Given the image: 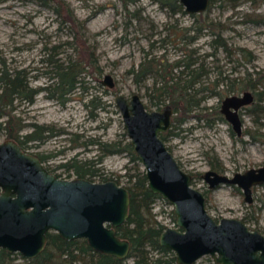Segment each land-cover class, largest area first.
Wrapping results in <instances>:
<instances>
[{"label": "rangeland", "instance_id": "374dc122", "mask_svg": "<svg viewBox=\"0 0 264 264\" xmlns=\"http://www.w3.org/2000/svg\"><path fill=\"white\" fill-rule=\"evenodd\" d=\"M171 5L157 0H63V4L56 0H0V66L25 69L29 85L38 89L33 100L22 96L14 101V114L29 123L22 133L33 131L31 123L44 129V136L29 141L27 149L45 155L46 166L62 177L76 176L74 169L61 163L77 156L94 161L96 179L121 174V184H127L124 173L136 171L129 155L113 153L98 162L100 150L89 142L129 139L115 100L119 92L127 96L139 92L149 109L170 103L167 96L161 104L152 100L154 86L161 84L159 75L147 74L136 81L128 71L137 68L147 52L169 62L190 52L196 65L205 67L201 82L195 85L196 94L205 98L194 112L203 117L191 114L181 123L173 120L165 131L166 142L181 166L192 173L193 186L205 193L208 211L217 220L242 218L264 233V182L253 187V201L248 202L242 187L222 183L210 188L202 176L213 165L230 176L264 165V100L258 99L264 80L255 88L227 89L232 81L238 87L250 78L264 79V0H213L207 10L196 13L173 12ZM66 8L71 14L63 12ZM205 19L222 28L228 50L215 46L218 35L212 29H199ZM70 56L83 57L82 85L86 88L80 84L62 103L46 87L53 83L56 63ZM174 71L181 74V67ZM108 73L115 81L113 87L102 81ZM245 90L255 98L240 110L243 128L238 134L221 107L227 95ZM5 119L0 117V122ZM51 127L53 130L46 129ZM6 138L0 127V143ZM152 211L166 226H176L174 206L166 198H158ZM12 256L10 264H32L18 251ZM213 262L210 255H204L194 264Z\"/></svg>", "mask_w": 264, "mask_h": 264}, {"label": "water", "instance_id": "95a60500", "mask_svg": "<svg viewBox=\"0 0 264 264\" xmlns=\"http://www.w3.org/2000/svg\"><path fill=\"white\" fill-rule=\"evenodd\" d=\"M179 1L192 13L210 5V0ZM102 81L115 85L109 73ZM115 100L149 187L174 206L176 226L161 232L160 243L175 252L177 263L194 264L210 255L220 264H264V233L242 218L217 220L208 211L205 193L193 186L192 173L181 166L162 137L173 122V106L149 109L139 92L131 96L119 92ZM253 100L250 90L223 99L221 111L238 134L243 128L240 108ZM202 176L210 188L222 183L242 187L245 199L252 202L253 187L264 182V165L232 176L210 168ZM130 201L129 189L114 179L58 177L16 139L7 137L0 143V247L10 252L33 258L54 230L65 239L84 237L96 251L126 258L131 242L117 227L128 219Z\"/></svg>", "mask_w": 264, "mask_h": 264}, {"label": "trees", "instance_id": "16d2710c", "mask_svg": "<svg viewBox=\"0 0 264 264\" xmlns=\"http://www.w3.org/2000/svg\"><path fill=\"white\" fill-rule=\"evenodd\" d=\"M56 1L59 4H63V0ZM157 1L162 3V5L166 3L172 4L173 12L186 11L179 0ZM211 2L213 0H210V4ZM63 12L71 14L69 8H66ZM202 28L212 29V32L218 35L216 47L220 46L227 50L230 48L222 37V28L220 26L214 27L211 21L205 19L199 27V29ZM76 36L79 40L78 35ZM196 64L197 60L191 58L190 52L187 53L185 58L174 62H169L166 57L162 56L157 58L148 56L147 52L139 66L137 68L133 67L128 71L134 74L136 81H140L147 74L159 75L162 78L161 84L154 86L152 100L157 104H161L164 96L170 98V104L175 111L173 120L181 123L191 114L197 115L199 118L203 117L200 112H194V110L200 107L201 102L205 98L204 95L198 96L196 94L199 89L195 87L196 84L201 82L205 67L203 63ZM85 66L83 57L79 56H70L61 62L58 61L56 63V73L52 80L53 83L46 87L51 89L50 96L56 97L62 103H65L79 85L83 84ZM178 67H181V71H179L181 74L179 75L174 71ZM259 79L253 80L250 78L238 85V87L232 81L228 84L227 89L235 91L238 88H255L258 82L264 80L263 77H259ZM84 87L86 88V86ZM37 90V88L29 85L25 69L8 68L5 64L0 66V117L6 116V119L0 122V127L5 129L7 137L16 139L25 149L29 141L40 139L44 136L41 133L44 129L37 123H31V125H35L33 131L22 133V130L29 123L14 114V101L22 96H25L28 100H33ZM258 99L264 100V90L258 91ZM94 100L95 98L93 97L91 102H94ZM253 111L257 110L254 109ZM91 112L94 113L93 110ZM217 113L220 118L225 119L223 114L219 111ZM207 121H210L209 116H207ZM46 129L50 131L53 130V127ZM162 137L166 140V132L162 133ZM89 143L95 144L100 150V154L97 157L98 162L103 161L105 156L118 152L127 153L130 161L134 162L136 171L134 173L126 171L124 173V175L128 176V183L125 186L129 189L131 196L129 217L124 224L117 227V232L131 242V250L128 256L120 258L99 252L91 247L86 238L65 239L59 232L50 230L43 251L33 258H28L29 261L32 264H63L66 261L73 264H177L175 252L160 243V234L166 225L159 221L152 211L156 200L163 197L149 187L145 169H142L141 160L130 140L127 139L123 142L121 139L111 141L91 139ZM61 165L65 166L66 169H74L77 177L97 180L95 178L97 168L93 166L94 161L92 159L83 160L73 156L70 160L61 163ZM213 168L221 170L215 165H213ZM121 176V174H118L117 177L108 175L100 178V180L114 179L121 184ZM12 254L13 252L0 247V264H10L13 259ZM213 264L220 263L214 261Z\"/></svg>", "mask_w": 264, "mask_h": 264}, {"label": "flooded vegetation", "instance_id": "af4514ba", "mask_svg": "<svg viewBox=\"0 0 264 264\" xmlns=\"http://www.w3.org/2000/svg\"><path fill=\"white\" fill-rule=\"evenodd\" d=\"M254 96H255V94H254ZM255 98V97H254ZM252 102H254V100L252 101ZM251 102V103H252ZM250 104V103H249ZM247 105V104H246ZM244 107H246L245 105L244 106H242L241 108H240V110H243V108ZM25 149V148H24ZM26 150L27 151H29L27 148H26ZM30 152V151H29ZM34 154H36V153H34ZM36 155H38L40 158H41V160H42V162L44 163V165L46 166V164H45V155H43V154H36ZM43 158V159H42ZM52 173H54V174H56L58 177H62L60 174H58V173H55L54 171H53V169L52 168H50V167H48V166H46ZM73 177H77V176H73ZM73 177H67V176H65V177H63V178H73ZM93 181H102V180H100V179H97V180H93ZM163 197V196H162ZM167 227V226H166ZM165 227V228H166ZM81 238H84V237H81ZM178 264V263H177Z\"/></svg>", "mask_w": 264, "mask_h": 264}]
</instances>
